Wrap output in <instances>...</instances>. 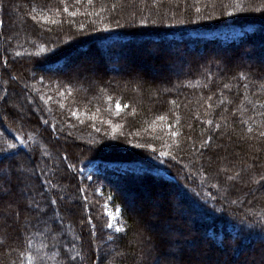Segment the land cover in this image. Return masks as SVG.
<instances>
[{
  "label": "trees",
  "instance_id": "trees-1",
  "mask_svg": "<svg viewBox=\"0 0 264 264\" xmlns=\"http://www.w3.org/2000/svg\"><path fill=\"white\" fill-rule=\"evenodd\" d=\"M132 44L161 46L150 66L161 79L135 76L136 54L123 69L120 49ZM85 52L94 74L79 62ZM261 65L264 0H0V148L18 149L0 154L13 174L0 264H264ZM18 94L22 119L8 105ZM19 168L33 186H21ZM155 188L161 202L133 199ZM33 199L42 216L26 208ZM106 202L119 209V233L107 229ZM149 206L156 223L137 215ZM151 224L176 237L145 233Z\"/></svg>",
  "mask_w": 264,
  "mask_h": 264
},
{
  "label": "rangeland",
  "instance_id": "rangeland-1",
  "mask_svg": "<svg viewBox=\"0 0 264 264\" xmlns=\"http://www.w3.org/2000/svg\"><path fill=\"white\" fill-rule=\"evenodd\" d=\"M13 6L15 7L16 6V3L13 4ZM14 14H16V13H14ZM16 21H17V19L15 20V22ZM17 29H18L17 31H19V28H17ZM238 58H239V61L240 60L241 61L243 60L242 55H240ZM79 62L85 64L89 68V70L93 71V72H91V74H94V69H96V68L99 67V65L97 63H95L93 60H90V59L86 58V56H83V58H81V60H79ZM107 62H108V64H114L115 63V62H113L111 60L110 61H107ZM253 63H251V64L253 65ZM72 67L74 68V70L76 72H78V71L80 72V71L83 70V67L79 66L78 64H76V65L74 64V66H72ZM72 67H70L69 69H72ZM261 67H264V65H261ZM124 68H127V66H124L123 69ZM128 68H130V67H128ZM180 68H183V66H180ZM130 70L133 71V73H134L135 76H137L139 73L140 74L141 73H145V74H147L149 76V78H152V79H161L163 77V74H164V72H161V71H158V70H153L151 67L150 68H146V69H141V68L135 67V69L134 68H131ZM12 96L13 95H10L9 96V101H10L8 103L9 108L12 111H14V113H15V115H16V117L18 119H22L24 116H27L26 115L27 114L26 108H25V105H24V100H23V98L19 94L16 97H12ZM221 154H223V155L225 154V156L228 155V153H221ZM218 166H219V164H218ZM94 168H95V164L90 165L87 168H80L79 169V173L88 174ZM18 172L21 173V174H19L20 175V178H21V181H20L21 186H24V187L26 185H29V187L30 186H33V178H32L31 172H29V171H27L25 169H22V168H19L18 169ZM212 172H214L213 175L216 177L217 174H218V167L216 166V171H215V168L212 169ZM155 189L158 190L159 188H155ZM140 194L142 195L141 192L139 193V195ZM136 197H137V195L134 196L133 199H135ZM152 199H155V201L157 200V202H161L163 200L160 196L155 195V196H153V198H150V200L148 201V202H150V204H152ZM35 200L37 201V199H35ZM175 202H176V200H175ZM175 202L173 204L174 213H176V211L179 209L178 208V205H176ZM102 208H103L102 209L103 214L107 218V229L110 232H112V233H116V231H115L116 228H120L121 229V223H120V220H119V209L118 208L112 209L111 206L107 202L103 204V207ZM132 208H133V210H132L133 212H134V209H135V211L138 210L137 209L138 207H136V206H132ZM147 211L148 212L149 211L152 212V215H150L151 213L150 214L149 213L145 214V212L144 213L143 212H137L138 213L137 215H139L140 218H141V216H143L144 219L150 220V221H155V223H156L157 222V217L154 214V212H157L158 211V207H156V206H149V210H147ZM109 224L112 225L111 228L108 227ZM144 229L146 231L145 233H148L149 235H150V233H154V232L155 233L156 232L157 233H159V232L161 233L160 230H162L165 233L170 234V238L176 237L175 236L176 233H173L170 229H168L165 226L164 227L163 226H158V225L152 226V224H151V226L149 228L146 227ZM161 234H163V233H161ZM103 251H105V248L104 247H103ZM239 258L240 257H237V259L231 260L232 263H236L239 260ZM222 260H223V262H225V261H228L229 259L226 258V257H224V258H222ZM209 262H211V260L205 259V263H209ZM196 263H197V261H196ZM203 263H204V261H203Z\"/></svg>",
  "mask_w": 264,
  "mask_h": 264
},
{
  "label": "snow or ice",
  "instance_id": "snow-or-ice-1",
  "mask_svg": "<svg viewBox=\"0 0 264 264\" xmlns=\"http://www.w3.org/2000/svg\"><path fill=\"white\" fill-rule=\"evenodd\" d=\"M80 0H77V3H79ZM88 4L91 5L93 4V0H87ZM112 10H115V5L113 6V9ZM64 12L68 13L69 10L67 7H65L63 9ZM101 11H104V8L102 7L101 8ZM197 12L200 11V8H197L196 9ZM76 13H69V15H72L74 16ZM30 15H32L30 13ZM229 16L232 15L231 12L228 13ZM32 19L35 20L36 17L35 15H32ZM45 22H48L45 20ZM54 22V21H53ZM41 51H43V49H41ZM15 55L19 56L20 53L19 52H16ZM14 79V78H13ZM262 88H264V84L261 85ZM0 99H4L3 97H0ZM209 100H211L212 98L209 96L208 97ZM222 103V101H221ZM125 107H127V105H125ZM116 109H117V113H119L120 111H122L121 109V105L119 102L116 103ZM73 116H77V113L76 112H73ZM159 119L163 120L164 117H159ZM209 124L212 123L211 120L208 121ZM249 131H252L251 128L248 129ZM97 131H99V129H97ZM115 131V129H114ZM172 135L173 136H176L177 133L176 132H172ZM262 136H264V133H261ZM15 139H20V137H16ZM6 143V148H0V154H3L4 155V159H10V158H13L14 155L18 152V149L16 148V144L13 142V143ZM205 143H207V141H205ZM163 155V153H161ZM64 159H67V157L65 156ZM43 171V170H42ZM13 174L11 172H8L7 170H3V169H0V181H3V183H0V200H4L5 198L7 197H10L11 195H13L12 193V190H11V187H10V183H11V176ZM91 177H89L90 179ZM229 180L232 179L231 176L228 177ZM261 180H264V174L261 175ZM257 183H259L260 181H256ZM51 203L55 204L56 201L53 200L51 201ZM26 208H29V209H35L41 216L43 214H45L46 210L41 206L40 202L39 201H36L35 199L31 200L30 202H28L26 204ZM54 218V217H53ZM41 223L47 225L48 221L47 220H43L41 219L40 220ZM109 228L112 227L111 224L108 225ZM48 231H51V228H48ZM116 232H121V229L120 228H116L115 229ZM109 239L111 240L112 237L109 236ZM27 261H28V264H33V257L31 255L27 256L26 257ZM76 260V257H69L68 261H67V264H72L73 261Z\"/></svg>",
  "mask_w": 264,
  "mask_h": 264
},
{
  "label": "bare ground",
  "instance_id": "bare-ground-1",
  "mask_svg": "<svg viewBox=\"0 0 264 264\" xmlns=\"http://www.w3.org/2000/svg\"><path fill=\"white\" fill-rule=\"evenodd\" d=\"M148 46L144 45V44H140V45H135V44H132V45H125L123 46L121 49H120V52H125V54L127 53L128 55L126 56V58H124V60L122 59V61L124 63H126L127 65V68L129 66H131V60L133 58H135V56H137V60L135 59V62L136 63H140V60L141 61V65L142 66H139L141 69H146V68H149L150 66L152 65H156V63L159 62V57H160V50L161 49V46L160 45H157V46H153V48L155 49V54L153 53H148V51L146 50ZM242 48V45H239L237 47V49H240ZM247 53V56H254L256 53H257V50L256 49H249L248 51H246ZM134 54H136L134 56ZM80 55V54H79ZM88 55V52H85L83 53L80 58H83V56H86ZM121 61V60H120ZM263 64V62H262ZM154 65V66H155ZM161 192H159V190L157 191H154V190H149V192L147 193V195H137V197L135 198V202H148L150 200V198H153V196L155 195H158L160 196L162 199L164 198V194L160 195Z\"/></svg>",
  "mask_w": 264,
  "mask_h": 264
}]
</instances>
